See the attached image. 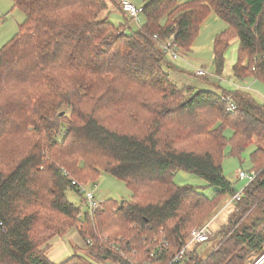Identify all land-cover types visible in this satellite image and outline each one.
<instances>
[{
  "label": "trees",
  "instance_id": "1",
  "mask_svg": "<svg viewBox=\"0 0 264 264\" xmlns=\"http://www.w3.org/2000/svg\"><path fill=\"white\" fill-rule=\"evenodd\" d=\"M12 3L26 20L0 49V264H54L45 246L72 229L84 245L76 250L113 264H255L264 257L261 144L249 158L254 182L233 214H218L236 193L223 175L224 151L240 162L254 142L264 145V104L215 83L210 91L178 88L160 48L173 35L179 52L191 53L214 13L226 24L212 44L215 75L237 40L231 78L264 84V0H144L136 31L104 17L105 0ZM178 171L203 179L213 197L176 184ZM102 174L131 198L106 200L90 217L66 194L82 197L77 186ZM218 218L224 221L212 231ZM204 225L215 244L205 257L198 253L204 243L189 242ZM59 264L91 263L73 254Z\"/></svg>",
  "mask_w": 264,
  "mask_h": 264
},
{
  "label": "rangeland",
  "instance_id": "2",
  "mask_svg": "<svg viewBox=\"0 0 264 264\" xmlns=\"http://www.w3.org/2000/svg\"><path fill=\"white\" fill-rule=\"evenodd\" d=\"M179 1V0H178ZM106 3V9L104 13V17L108 15V19L111 23H113L116 26H120L121 24L124 25V23L128 24L131 31H136L139 29L140 26L143 25V17L139 18V23L135 24L132 21H125L122 17V15L117 12L116 10H119L117 4L114 2V0H105ZM131 3L136 7H142L144 4V0H131ZM114 6V7H113ZM114 8L116 10H114ZM26 20V15L22 13L19 9H13V3L12 0H0V49L9 41L11 40L16 34L19 32V25L22 24ZM226 28V24L223 21H219L214 13H211L208 19L203 23L199 30V34L197 36V39L195 40L191 53L185 54L184 52L180 51V62L185 66V70L187 73H185V76H187L188 80L191 82H195L196 84H201V88H205L206 90L215 89V84H218L222 90L227 89L226 84V78L225 74L230 73L228 77L231 78V70H226L230 65V63L234 62V50H235V42L237 40H232L231 44L229 45V49L226 52V60L224 62V69L221 73L222 75L218 78L217 75H215V66L213 65V51H212V44L213 40L216 37V35L223 32V30ZM158 40V39H157ZM234 49V50H233ZM236 51V50H235ZM163 52V51H162ZM165 55H169L164 52ZM233 59V60H232ZM202 68L207 76L205 77H198L194 75V72L196 68ZM223 76V77H222ZM220 78H222L220 80ZM173 80V79H172ZM254 80V79H251ZM177 83H176V82ZM174 82L179 86L180 89L186 87L184 84L186 82H183L181 80L174 79ZM229 80H227V83ZM215 83V84H213ZM251 84L253 85L252 90L248 92L250 96L256 100L257 102L260 101L258 99L259 95L256 93V91H259L260 93H263L264 95V84L254 80L251 81ZM177 86V87H178ZM226 86V87H224ZM256 88H260V90H256ZM188 88V87H187ZM190 88V87H189ZM228 88H232V86H228ZM255 90V91H254ZM218 92V89L216 90ZM247 93V92H246ZM231 135L230 131H226L224 136L227 138ZM63 135L59 137V139L62 138ZM258 144H261V147H264L263 142L256 141L252 146L247 148L244 153L241 156V161L237 158L232 157L228 152L229 149L226 148L224 151V159L222 163L223 167V175L225 179L232 183L234 189L236 192H239L246 186V182L239 181L237 179L238 171L245 170V171H253L250 164V154L255 151ZM255 172V171H253ZM174 182L178 184L179 186H185L189 185L194 187L199 193L201 192L206 197L212 198L214 195L215 188H211L207 186V183L201 178H197L187 172L178 171L176 172L174 176ZM86 188V191L92 192L94 195V200L99 202V208L102 206V204L106 200H115L119 203L127 202L131 198L130 191L125 188V185L121 184L120 182L116 181L114 178L109 177L105 174H102L97 183L95 184H88L84 185ZM67 201L71 202L76 207L80 208L81 212L85 210L84 199L82 200V197L77 194L76 192L72 190H68L66 194ZM231 199V198H229ZM223 208V210L226 208V215L233 214L235 212L236 204L232 203L230 200L228 202L225 201L220 208ZM219 209V208H218ZM217 209V210H218ZM224 216V215H223ZM220 221V220H219ZM212 231H214V228L212 227ZM212 235V232H211ZM211 238V237H210ZM210 238L208 240H210ZM215 244H213L212 241H207L206 243L202 244L201 247L198 249V253L200 256H206L208 253L211 252V249L213 248ZM52 248L51 250L48 249V253H50L51 260L54 261V263H61L66 261V259L70 258L73 254H77L80 257H82L84 260L89 261L91 264H113L112 262L108 261H98L96 259H93L92 257L84 254L80 250H76V247H80V249H84V245L81 242V239L78 235V232L74 229L69 230V233L63 237L55 238V240L52 241ZM47 252V251H46ZM115 264V263H114Z\"/></svg>",
  "mask_w": 264,
  "mask_h": 264
},
{
  "label": "built area",
  "instance_id": "3",
  "mask_svg": "<svg viewBox=\"0 0 264 264\" xmlns=\"http://www.w3.org/2000/svg\"><path fill=\"white\" fill-rule=\"evenodd\" d=\"M114 2L117 4L119 10H122L127 17L134 22L135 24L139 23V18L142 17L144 9L143 7H136L131 3V0H114ZM155 39H158L156 36ZM173 35L169 36L168 39L165 41L164 44L160 45V48L163 52L167 53L172 60H179L180 58V52L177 49V47L173 43ZM195 76L198 77H205L207 74L202 68H196L194 72ZM226 102V111L228 113H234L236 111L235 105L231 100L230 96H226V98L223 100ZM258 172L253 171H245L240 170L237 174V179L241 182L245 181L248 186L252 182H254L255 178L257 177ZM245 186V187H246ZM79 193L82 195L84 201H85V207L87 209V213L90 217H93V213L98 210L99 208V202L94 200V195L92 192L86 191V188L84 186H77ZM244 187V188H245ZM244 188L240 190L239 192H236L230 199L232 203H238L241 201V198L243 197ZM211 237V227L209 225L202 226L201 229L195 230L190 234V243H205L207 240ZM184 250H182L174 260L175 263H181L183 259Z\"/></svg>",
  "mask_w": 264,
  "mask_h": 264
},
{
  "label": "crops",
  "instance_id": "4",
  "mask_svg": "<svg viewBox=\"0 0 264 264\" xmlns=\"http://www.w3.org/2000/svg\"><path fill=\"white\" fill-rule=\"evenodd\" d=\"M178 3L180 2V3H182V2H186V1H193V0H176ZM218 19V18H217ZM219 20V19H218ZM236 44H235V50H234V57H233V59H235L234 60V62H232V63H230L229 65V67L228 68H226V70H231L232 69V67L234 66V64L236 63V59H237V47H238V41L237 42H235ZM230 44H231V42H230ZM228 49L229 48H227V51H228ZM226 51V52H227ZM226 53H225V56H224V58H225V60H226ZM169 59H170V57H169ZM232 59V60H233ZM225 60H224V62H225ZM170 61H171V66H172V69H168V70H166L167 72H168V74H169V76H170V78H171V80L172 81H174V79H177V80H181V81H183V82H186V84H184V86H186V87H190V88H193L194 90H206L205 88H201L200 87V85L201 84H196L195 85V82H191V81H189L188 80V78H187V76H185V73H187V71L184 69L185 68V66H184V64L182 63L183 61H181L180 62V60H171L170 59ZM230 75V73L229 74H227V72H226V74H225V77H224V79L226 78L227 80H229V82L227 83V80L225 81L226 82V84H228L227 85V89L225 88V90H227V91H242V92H249L250 90H252V87H253V85L251 84V81H254V80H256V79H254V80H251V78H246V79H243V80H236V81H234L233 79H230V77H228ZM223 77V76H222ZM222 78H220V80H221ZM176 82V81H175ZM174 82V83H175ZM177 83V82H176ZM175 83V84H176ZM177 85V84H176ZM178 86V85H177ZM228 86H232V88L230 89V88H228ZM224 87H226V86H224ZM178 88H179V86H178ZM185 88V87H184ZM221 88H222V86H221ZM255 89L256 90H260V88H256L255 87ZM224 90V91H225ZM207 91V90H206ZM255 91V90H254ZM256 93H258V95H259V97H258V99L260 100V101H258V103H261V104H264V95H263V93H260L259 91H256ZM250 95V94H249ZM223 208L224 207H222V208H219V212H218V214H220L221 212H222V210H223ZM226 210V208L224 209V211L223 212H226L225 211ZM221 217V216H220ZM219 217V218H220ZM218 218V220H220V221H216L214 224H211V226L214 228V231L215 230H217V228L219 227V225L220 224H222L223 223V221H224V219L223 218H221V219H219ZM55 238H59V237H55ZM55 238L54 239H52L51 241H49L48 243H47V245L45 246L46 247V249H45V251H47L46 252V256H47V258H48V260L49 261H51L52 263H54V261H52L51 260V257H50V253H48V249L49 250H51V248L53 247L52 246V241L53 240H55ZM77 248H80V247H78L77 246ZM69 259V258H68ZM66 261H67V259H66ZM65 262V261H64ZM62 263V262H61ZM54 264H59V263H54Z\"/></svg>",
  "mask_w": 264,
  "mask_h": 264
},
{
  "label": "water",
  "instance_id": "5",
  "mask_svg": "<svg viewBox=\"0 0 264 264\" xmlns=\"http://www.w3.org/2000/svg\"><path fill=\"white\" fill-rule=\"evenodd\" d=\"M122 204V203H121ZM264 261V257H262L256 264H260L261 262Z\"/></svg>",
  "mask_w": 264,
  "mask_h": 264
},
{
  "label": "bare ground",
  "instance_id": "6",
  "mask_svg": "<svg viewBox=\"0 0 264 264\" xmlns=\"http://www.w3.org/2000/svg\"><path fill=\"white\" fill-rule=\"evenodd\" d=\"M224 100V99H223ZM242 199V198H241ZM202 228V227H201ZM196 244V243H195ZM185 253V252H184ZM183 261V260H182ZM182 263V262H181ZM256 264V263H255Z\"/></svg>",
  "mask_w": 264,
  "mask_h": 264
}]
</instances>
